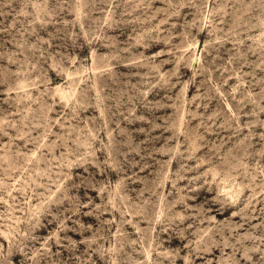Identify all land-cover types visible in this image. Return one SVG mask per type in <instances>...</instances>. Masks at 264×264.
<instances>
[{"label":"rangeland","instance_id":"rangeland-1","mask_svg":"<svg viewBox=\"0 0 264 264\" xmlns=\"http://www.w3.org/2000/svg\"><path fill=\"white\" fill-rule=\"evenodd\" d=\"M0 264H264V0H0Z\"/></svg>","mask_w":264,"mask_h":264}]
</instances>
